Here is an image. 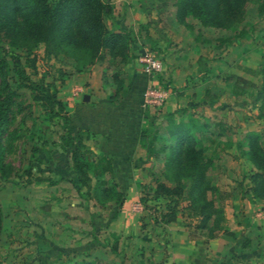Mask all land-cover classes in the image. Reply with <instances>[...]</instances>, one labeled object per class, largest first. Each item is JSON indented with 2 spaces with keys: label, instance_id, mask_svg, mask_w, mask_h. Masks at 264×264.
<instances>
[{
  "label": "rangeland",
  "instance_id": "obj_1",
  "mask_svg": "<svg viewBox=\"0 0 264 264\" xmlns=\"http://www.w3.org/2000/svg\"><path fill=\"white\" fill-rule=\"evenodd\" d=\"M139 1L142 11L154 16L147 15L140 24L152 27L161 43L141 30L136 43L142 37L145 48L131 53L136 57L147 50L157 56L162 66L168 67L169 75L158 72L150 81L166 94L170 91L175 95L177 105L188 106L186 114L209 124L206 131L197 133L198 144L211 162L208 181L213 188L207 189L205 197L214 207H221L217 223L232 230L233 238L225 240L195 228V215L184 217L188 209L174 222L162 221L160 199L150 197L154 176L165 179L161 150L157 158L145 157L142 167L134 168L131 190L126 196L120 191L119 203L112 199L103 205L96 202L85 194L68 151L60 146L61 119L49 118L31 99V91L18 87L9 107L8 129L19 136L2 139L5 168L0 171V264H69L80 259L91 264H264V203L248 188L251 165L236 145L246 131L264 125V106L261 114L257 108L264 95V11H257L258 0H248L236 25L221 28L201 25L191 15L184 23L177 22L173 16L176 0ZM118 5L126 8L125 1ZM104 20L111 27L110 17ZM234 31L236 37L230 43L220 42L219 38ZM34 51L35 69L26 67L30 76L51 80L64 103L66 90L70 92L73 86L77 102L83 96L88 100L96 91L104 97L115 88L119 100L128 89L129 73L115 58L81 70L97 67L88 81L80 79V71L63 56H46L41 43ZM220 57L225 65H218ZM206 66L208 74L202 77ZM218 67L245 76L247 82L236 81L230 92V82H222ZM196 68L199 74L190 77ZM204 88H208L206 95ZM163 102L145 106L147 121L163 125V112L170 110ZM167 140L164 137L156 144Z\"/></svg>",
  "mask_w": 264,
  "mask_h": 264
},
{
  "label": "trees",
  "instance_id": "obj_2",
  "mask_svg": "<svg viewBox=\"0 0 264 264\" xmlns=\"http://www.w3.org/2000/svg\"><path fill=\"white\" fill-rule=\"evenodd\" d=\"M247 1L176 0L173 16L179 23H184L185 17L191 15L201 25L233 28L241 19ZM111 11L112 4L108 0H0L1 172L5 168V143L2 139L19 136L14 129H8L9 107L16 89L24 87L31 91V99L49 118L61 119L60 146L68 151L71 167L78 174L80 186L85 187V194L102 205L108 199L119 203L121 193L110 161L89 147L86 141L90 133L86 129L72 136L65 104L57 96V86L51 80L33 79L26 68L30 71L35 69L34 49L39 43L46 56H63L72 63L75 71L102 63L108 57L124 63L134 33L131 27H109L104 19ZM257 11H264V0H258ZM235 37L234 31L219 40L228 44ZM112 77L116 79V74L113 73ZM116 93L115 88L108 94L109 99L118 101ZM187 107L177 105L164 111L162 126L149 120L139 129L138 142L147 159L157 158L159 150L164 152L161 173L165 179L154 176L150 197L160 199V217L164 223L174 222L184 209H188L184 217L195 215V228L206 229L211 235L229 240L233 238V231L217 223L221 218V207H214L205 197L207 189L213 188L208 181L211 162L203 154L204 147L198 144L197 133L206 131L209 124L204 119L198 120L186 114ZM164 137L168 140L157 146L156 142ZM236 145L251 165L250 172H247L250 179L248 188L264 203V125L259 130L246 131ZM112 192H115L114 197H111ZM210 222L214 223L213 227L209 226ZM69 264H91V261L80 259Z\"/></svg>",
  "mask_w": 264,
  "mask_h": 264
},
{
  "label": "crops",
  "instance_id": "obj_3",
  "mask_svg": "<svg viewBox=\"0 0 264 264\" xmlns=\"http://www.w3.org/2000/svg\"><path fill=\"white\" fill-rule=\"evenodd\" d=\"M108 1L112 4V11L109 15L111 27L113 29L131 27L134 33L129 46V55L123 63L130 78L128 89L124 91L122 98L118 101L109 99L108 94L104 97L100 96V92L96 91L94 95H90L88 100L83 96L82 100L77 102L75 92H73L75 86H73L70 87V92L66 90L67 100H65L64 104L67 110L68 126L72 136H76L77 132L82 129H86L90 133V137L86 143L94 152L105 156L110 161L114 176L120 183L119 189L122 195L126 196L131 190L129 181L135 177L134 168H141L146 161L144 150L138 142V132L149 117L145 112V105L143 104V91L148 83L153 82L150 80L154 77H150L143 72L137 61V55L135 57L131 52L141 51L142 48H145L142 37L136 43L141 30H143L146 36H151L158 45H160L161 40L154 33L152 27L140 24L147 15L150 17L154 16L152 13L147 14L142 11L139 0ZM124 1L126 8H124V5V9H122L118 3L123 4ZM117 7L120 9L116 10L115 8ZM152 24L156 25L157 23L154 22ZM194 46L196 45L194 44ZM223 53L224 49L218 55H223ZM222 59L221 57L217 58L218 65L219 63L225 65L224 59ZM206 67V69L201 70L203 73L202 77L208 74L209 66ZM223 67H218L219 71H222L219 78L222 82L225 80L230 82V92L234 90V83L236 81L247 82L248 78L245 76H241L233 70H228V68L225 70ZM167 68L166 66H162L159 73L167 72V75H169ZM96 71V66L89 67L88 71H80L78 75L80 79L89 81L95 76ZM198 72L199 69L196 68L195 72H190V77H193L195 73L198 75ZM217 73L218 70L216 75ZM236 77L240 79H236ZM89 86H91V83ZM207 89L204 88V95L207 94ZM174 97L175 95H172L169 91L167 93L168 101L163 102V104L168 106L169 109H173L177 105ZM171 98H173V101H171ZM259 99L260 102L257 104V108L259 114H261L262 112L260 110L264 106V95Z\"/></svg>",
  "mask_w": 264,
  "mask_h": 264
},
{
  "label": "built area",
  "instance_id": "obj_4",
  "mask_svg": "<svg viewBox=\"0 0 264 264\" xmlns=\"http://www.w3.org/2000/svg\"><path fill=\"white\" fill-rule=\"evenodd\" d=\"M137 61L141 69L148 76L153 77L162 69L161 60L153 53L144 50L137 55ZM166 92L154 86L152 82L148 83L143 91V104L145 106H159L166 98ZM138 203H136V206Z\"/></svg>",
  "mask_w": 264,
  "mask_h": 264
}]
</instances>
